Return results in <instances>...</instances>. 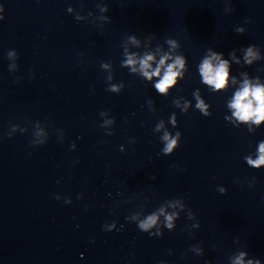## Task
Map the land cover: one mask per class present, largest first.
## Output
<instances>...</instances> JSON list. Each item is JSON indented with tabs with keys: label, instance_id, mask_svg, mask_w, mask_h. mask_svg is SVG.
<instances>
[{
	"label": "water",
	"instance_id": "water-1",
	"mask_svg": "<svg viewBox=\"0 0 264 264\" xmlns=\"http://www.w3.org/2000/svg\"><path fill=\"white\" fill-rule=\"evenodd\" d=\"M245 81L264 87V0H0V264H264Z\"/></svg>",
	"mask_w": 264,
	"mask_h": 264
},
{
	"label": "clouds",
	"instance_id": "clouds-1",
	"mask_svg": "<svg viewBox=\"0 0 264 264\" xmlns=\"http://www.w3.org/2000/svg\"><path fill=\"white\" fill-rule=\"evenodd\" d=\"M249 55H251L250 51ZM151 59L152 57L149 56L140 62L141 68L145 70L144 75L149 79L152 75H159V68L153 73L146 71V69L150 67L148 61ZM128 63H133V61L130 59ZM177 63H180L181 66H183V62L181 60L178 59ZM161 64H163V60L161 61ZM199 71L203 76L204 82L208 85L214 86L215 89H221L227 83L228 68L226 61H221L218 65L214 66L211 60L205 59L200 66ZM176 75L177 73L173 71V66H169L162 79L155 85L156 89L161 93L165 92L168 87L173 85L174 77ZM198 107L203 108L202 102L198 104ZM230 107L235 110L234 115L239 120L248 121L249 119H253L255 123L259 124L261 120H264V87H252L247 81H245L242 89L236 92ZM164 139L168 141L167 146L164 149V151L167 153L170 152L176 145V140L169 139L167 135H165ZM259 151L261 153L259 158L256 161L249 159V164H253L256 167L264 164V143L260 145ZM169 219L171 218L169 217ZM155 222L156 217L149 216L147 221L143 222L140 227L146 230ZM237 264H242V261L238 260Z\"/></svg>",
	"mask_w": 264,
	"mask_h": 264
}]
</instances>
